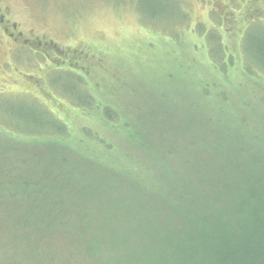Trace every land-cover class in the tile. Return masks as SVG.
Here are the masks:
<instances>
[{
  "label": "trees",
  "instance_id": "trees-1",
  "mask_svg": "<svg viewBox=\"0 0 264 264\" xmlns=\"http://www.w3.org/2000/svg\"><path fill=\"white\" fill-rule=\"evenodd\" d=\"M240 20L230 45L197 22L203 55L157 25L149 107L126 73L81 74L70 103H35L39 131L0 138V264H264V21Z\"/></svg>",
  "mask_w": 264,
  "mask_h": 264
},
{
  "label": "rangeland",
  "instance_id": "rangeland-1",
  "mask_svg": "<svg viewBox=\"0 0 264 264\" xmlns=\"http://www.w3.org/2000/svg\"><path fill=\"white\" fill-rule=\"evenodd\" d=\"M0 5L11 7L7 18L22 25L25 34L34 30L42 41V50L46 41H52L58 54L52 50L53 60L44 61L39 54L21 48L9 58L0 43V62L9 63L0 66V138L39 131L41 126L36 120L41 121L44 116L35 103L42 106H55L57 101L70 103L65 92L73 85L72 79L78 81L81 74H86L92 84L104 86L105 72L114 77L126 73L125 95L133 96V102L143 108L151 106L157 95L155 90L159 89L147 75L158 64L147 63L142 57L153 35L156 38V34H165L157 30V25L169 29L168 25L176 22L172 30H184L186 42L191 47L197 44L196 54L203 55L207 53L201 45L197 22H205L204 31L213 30L224 19L229 28L226 27L222 37L230 45L232 29L242 15L246 20L243 28L254 20L261 25L263 22L258 20L264 21V0H167L162 5L157 0H1ZM180 10L188 13V25ZM168 38L167 35L163 42L154 41L152 52L161 53L160 59L167 55L165 45L178 53L174 46L177 43H167ZM189 54L192 58V49ZM52 79L55 82L51 83ZM244 86L246 90L249 88L246 83ZM166 101L158 98V104Z\"/></svg>",
  "mask_w": 264,
  "mask_h": 264
},
{
  "label": "flooded vegetation",
  "instance_id": "flooded-vegetation-1",
  "mask_svg": "<svg viewBox=\"0 0 264 264\" xmlns=\"http://www.w3.org/2000/svg\"><path fill=\"white\" fill-rule=\"evenodd\" d=\"M10 13V6L0 5V43H2L3 47L6 49V51H8L6 53L7 56L9 58L16 56L18 54V51L21 48H24L28 49L30 52H33L34 55L39 54L44 58V61H52L53 59L51 53L54 51V43L52 41H46V48L42 50V41L37 38L34 30L29 29L28 35L25 34L22 25L7 18V15H10ZM47 49L50 51H45ZM56 52L57 51H54L55 54ZM7 61H1L0 66L4 67L9 64ZM46 66L49 65L46 64ZM13 69L15 70V67H13Z\"/></svg>",
  "mask_w": 264,
  "mask_h": 264
}]
</instances>
